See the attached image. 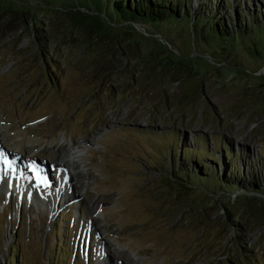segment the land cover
<instances>
[{"label": "rangeland", "instance_id": "374dc122", "mask_svg": "<svg viewBox=\"0 0 264 264\" xmlns=\"http://www.w3.org/2000/svg\"><path fill=\"white\" fill-rule=\"evenodd\" d=\"M168 4L187 22L76 23V0H0V148L58 184L69 143L85 177L50 207L3 185L0 264H264V0ZM197 11L230 39L193 35ZM214 166L239 190L193 178Z\"/></svg>", "mask_w": 264, "mask_h": 264}, {"label": "trees", "instance_id": "16d2710c", "mask_svg": "<svg viewBox=\"0 0 264 264\" xmlns=\"http://www.w3.org/2000/svg\"><path fill=\"white\" fill-rule=\"evenodd\" d=\"M93 1L94 0H76V5L81 7L82 9H85L86 12H80L79 10L77 11L75 10L76 7H72L73 9L68 11L70 18L76 23L77 22L82 23L83 21H86V20L90 21L93 18L100 19L99 16L101 13H104L107 16V14H110L112 12L115 15V17H117L119 20H122V22H131L133 24L138 23V24H146V25L148 24L149 26H152V25L156 26L160 23H164L168 21H172V22L180 21V22L186 23L187 17L190 16L189 14L184 13V12H183V15L182 13H180V10L183 8V6L173 5L172 7H170V5L168 4L169 0H126L125 2H123L122 0H118V1L108 0L109 2H111V4H109L108 6V2L103 3L102 7L100 6L101 5L100 0H96L97 3H99V6H97L96 3L93 4L92 3ZM60 9L66 10L67 8L62 6L60 7ZM89 9H91V11H93L94 13L98 12L99 15L93 16L89 12ZM11 12L14 15L18 16L20 20H23V14L25 12L21 11L20 8L11 9ZM193 15H194L193 18H189L190 19L189 28L191 29V32L193 35L202 37V32H203L204 35L206 36L205 38H210L212 40L218 39L219 41H228L230 39L231 32L226 31L223 25L218 24L217 20H215L213 17H208L205 15V13L201 11H197ZM24 23L25 22L23 21V24ZM258 26L259 25L253 28H250L247 32H241L238 30L237 28L238 26L234 24V29H235L234 37H240L245 34L250 35L251 33L255 34L257 32ZM195 28L196 29L198 28L196 32L193 31ZM146 33H149V32L147 31ZM253 50L256 51V47ZM256 52L261 54L259 50H257ZM179 59L181 60V57ZM176 62H178L181 65H185L179 61H176ZM57 71L59 72V70ZM225 144L228 148V144L226 142ZM225 147H223V149H225ZM198 152L200 151H197L196 153ZM184 153L190 154L191 150L184 149ZM226 154L228 155V153ZM240 155L242 154L240 153ZM229 157L232 158L231 153H229ZM195 159L197 160L198 164H202L204 161L203 159L198 160L197 156L195 157ZM205 167L206 169H208L209 165L205 164ZM226 168L227 167L225 166V169ZM234 169L236 171V174L238 175L240 173L239 167L236 166L234 167ZM231 170L232 168L228 167L226 174L227 173L229 174ZM182 173L184 174V176L187 175L185 170H183ZM198 174H199V171H198ZM193 178H195L197 183H200L202 185H209V184L216 185V187L220 188V190H223V192H225V190H231V189H234L236 191L239 190L237 186L225 180L223 172L220 169L218 170L217 167L215 166L212 169V173L205 175V176L195 174ZM253 186L254 185L252 184V187ZM252 187H249V186L245 187V191L247 192L251 191ZM261 191L263 192L262 196L264 197V187H261L259 185L258 190H254V192L256 193H261ZM257 200L263 201L262 199H258V198Z\"/></svg>", "mask_w": 264, "mask_h": 264}, {"label": "bare ground", "instance_id": "6f19581e", "mask_svg": "<svg viewBox=\"0 0 264 264\" xmlns=\"http://www.w3.org/2000/svg\"><path fill=\"white\" fill-rule=\"evenodd\" d=\"M76 147H73L69 145V143H66L65 145L61 144L58 148V152L60 155H57L56 162H54V165H53L55 166V171L57 175L56 177H58V181H57L58 184H56L55 181L52 182L48 180V177L42 167L34 168V166L31 165L33 162L32 156H29V155L23 156V159L32 166L31 168L35 172L36 170L40 172V175L38 174L37 175L47 181V184L49 185V187L47 188L39 187L36 176L30 177L26 169L22 171L19 158H17L16 156L11 157L10 154H8L5 150L0 148V152H3L4 158H6L9 162H12L13 167L16 169L15 179H12L11 176H8V177H5L2 181H0V190L3 188L1 184L4 183L5 186L7 184L9 185L8 187H11L10 189L7 187V190H6L7 192L12 193L16 191L19 193L18 195L20 196L21 199L24 196V193H23L24 191L29 192L31 194H35L38 197H41L42 198L41 200H45L49 207L53 206V202L56 197H63L64 199H66L71 196L72 193L71 192L68 193L69 185L70 187H75V188L80 187V190L82 191V189L85 186V177L83 176L84 175L82 173L83 170L81 169L82 161H80L81 160L80 154L78 153L77 150H75ZM28 154L30 153L28 152ZM0 168H2V161H0ZM62 173H64L65 175L62 176L63 175ZM2 174H3L2 171H0V175ZM13 187H16V188L12 190ZM93 208L94 206L91 205V210L92 211L94 210L92 212V215H90L91 222L93 223V225L97 226V218L94 216L96 209H93ZM106 243L107 241L105 242L104 248L110 249ZM130 264H133V261H131Z\"/></svg>", "mask_w": 264, "mask_h": 264}, {"label": "snow or ice", "instance_id": "6c2138e0", "mask_svg": "<svg viewBox=\"0 0 264 264\" xmlns=\"http://www.w3.org/2000/svg\"><path fill=\"white\" fill-rule=\"evenodd\" d=\"M0 161H2V168H0V171H2V175H0V181H2L5 177L11 176L12 179H15V173L16 169L13 167V163L9 162L6 158H4L3 152H0ZM30 170H33L31 168V165L29 166ZM33 175L36 176L37 183L39 185H42L44 188L49 187L47 184V181L41 178L36 174V172L33 170ZM11 186V185H10ZM29 199L31 198V193H28Z\"/></svg>", "mask_w": 264, "mask_h": 264}, {"label": "water", "instance_id": "95a60500", "mask_svg": "<svg viewBox=\"0 0 264 264\" xmlns=\"http://www.w3.org/2000/svg\"><path fill=\"white\" fill-rule=\"evenodd\" d=\"M135 28V27H134ZM136 29V28H135ZM137 30V29H136ZM143 30V29H142ZM143 32V31H142ZM144 34H147L146 32H145V30H144V32H143Z\"/></svg>", "mask_w": 264, "mask_h": 264}]
</instances>
